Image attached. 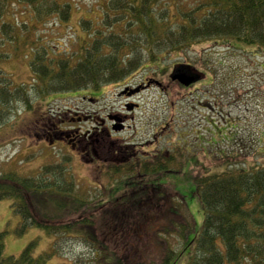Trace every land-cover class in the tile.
<instances>
[{"label": "trees", "instance_id": "obj_1", "mask_svg": "<svg viewBox=\"0 0 264 264\" xmlns=\"http://www.w3.org/2000/svg\"><path fill=\"white\" fill-rule=\"evenodd\" d=\"M14 3L25 4L30 18L3 17ZM100 10L99 25L80 20L87 35L82 44L50 55L30 35L37 24L67 21L70 0H0V125L17 104L30 109L33 98L124 80L144 61L193 43L234 39L264 54V0H197L175 13L168 0H101ZM27 47L31 81L17 84L1 63ZM66 161L46 163L32 174L0 171V199L10 198L19 216L16 234L34 226L52 236V249L38 255L35 241L18 256H2L0 246V264H46L57 255L68 264L108 257L116 264H175L185 250L186 264H264V162L194 170L203 218L187 239L193 221L184 212L185 199L170 182H151L150 163L138 175L115 166V182L134 183L109 194L81 189Z\"/></svg>", "mask_w": 264, "mask_h": 264}, {"label": "rangeland", "instance_id": "obj_2", "mask_svg": "<svg viewBox=\"0 0 264 264\" xmlns=\"http://www.w3.org/2000/svg\"><path fill=\"white\" fill-rule=\"evenodd\" d=\"M196 1L168 0L174 13L186 11ZM70 2L71 14L67 21L49 20L37 24L30 35L37 39L36 43L46 45L50 55L59 50H73L82 44L81 39L87 36L80 25L82 18L91 19L96 26L101 23V0ZM27 9L23 3H14L3 17L19 22L27 20L30 18ZM30 54V47H27L24 52L10 55L1 63L17 84H29L31 81ZM158 58L144 61L124 80L103 85L98 105L87 101L86 104L89 108L124 110L129 99L121 93L122 89L134 88L148 78L158 82L130 97L132 102L140 105L134 113V127L137 129L134 139L143 142L151 131L154 132V127L159 129L162 126L160 143L172 148L178 169L164 171L159 178L161 180L151 182L166 180L183 195L186 203L184 212L193 221V229L187 235L190 239L203 218L194 193V170L196 172L204 166L209 173L224 168L225 164L240 166L264 162V54L254 46L234 39H211L193 43L181 51L161 54ZM175 63H195L204 73L203 79L197 83L191 79L186 84L176 81L177 78L170 79L171 66ZM78 91L33 98L30 109L17 104L7 122L0 125V171L11 168L32 174L46 163L67 159L75 182L83 190L98 193L106 189L111 194L115 189H124L134 183L132 180L115 182L118 177L111 176L113 171L109 174L102 170L108 164L99 170L100 163L81 160L69 146L67 138H71L70 131L66 141L52 134L46 138L35 134L42 122L53 121L63 129L73 128L75 120L59 115L79 104ZM132 106L130 104L128 110L133 109ZM120 129H115L116 136H131L130 130L120 132ZM11 203L8 197L0 199L2 256H18L31 241H35L34 255L50 251L52 236L43 229L31 226L23 234H16L19 216L12 210ZM181 243L177 250L182 247ZM187 251L177 256L175 264H186ZM111 259L108 257L98 264H116ZM68 263L66 257L57 255L50 257L46 264Z\"/></svg>", "mask_w": 264, "mask_h": 264}, {"label": "flooded vegetation", "instance_id": "obj_3", "mask_svg": "<svg viewBox=\"0 0 264 264\" xmlns=\"http://www.w3.org/2000/svg\"><path fill=\"white\" fill-rule=\"evenodd\" d=\"M182 68L194 69L197 71L198 76H202L195 79L193 83L199 82L204 77V73L199 68L195 69L190 64L175 63L171 66V71L173 70V73L178 75L182 73ZM152 84H158V82L155 79L148 78L139 82L134 88L125 87L124 90L122 89L121 93L126 94L125 97L129 99V102L125 104L124 110L117 111L105 107L101 109L99 107L89 108L86 104L87 101L98 105L101 87L79 90V104L74 108H67L68 111H64L59 115V117L67 116L68 119L75 120L74 127L63 129L53 121L49 123L42 122L39 131H36L35 134L38 137L44 136L45 138L52 134L56 138L65 140L70 131L71 138L69 137L67 140H69L71 150L81 160H88V163L92 161L100 163L98 164L99 170L101 166L108 164L102 170H107L109 174L116 166L122 171L131 169L133 173L138 175L146 168L144 162H148L150 163V170L155 173V180H161L159 178L164 171H177V158L171 151V147L160 143V138L163 135L162 126H158L159 129L154 127V132L151 131L150 136L143 142L134 139L137 135V129L134 127V113L140 105L137 102H132L130 98L136 92L139 93L141 89ZM94 93H97V95ZM128 104L134 105V107L132 106L133 109L128 110ZM45 117L48 118L46 115ZM116 121L117 125H115ZM117 127H121L120 132L130 130L131 136H116L115 129ZM163 166H165L164 169Z\"/></svg>", "mask_w": 264, "mask_h": 264}, {"label": "water", "instance_id": "obj_4", "mask_svg": "<svg viewBox=\"0 0 264 264\" xmlns=\"http://www.w3.org/2000/svg\"><path fill=\"white\" fill-rule=\"evenodd\" d=\"M183 73L175 75L172 71L170 74V77L172 79L177 78L181 83L186 84L191 79H197L200 76L197 75L196 71L194 69L189 68H182Z\"/></svg>", "mask_w": 264, "mask_h": 264}]
</instances>
